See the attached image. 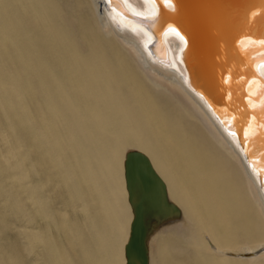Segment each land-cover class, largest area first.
Instances as JSON below:
<instances>
[{
  "label": "bare ground",
  "instance_id": "1",
  "mask_svg": "<svg viewBox=\"0 0 264 264\" xmlns=\"http://www.w3.org/2000/svg\"><path fill=\"white\" fill-rule=\"evenodd\" d=\"M260 41L261 0H0V264H264Z\"/></svg>",
  "mask_w": 264,
  "mask_h": 264
},
{
  "label": "rangeland",
  "instance_id": "2",
  "mask_svg": "<svg viewBox=\"0 0 264 264\" xmlns=\"http://www.w3.org/2000/svg\"><path fill=\"white\" fill-rule=\"evenodd\" d=\"M146 170H148L149 171V169H146ZM139 171V170H138ZM142 171H145V168H144V170H142ZM160 201V200H159ZM158 201V202H159ZM125 205V204H124ZM125 209H126V212H127V214H128V220H129V222H130V224H131V227H132V229H133V234H132V239L133 238H135V239H138V238H140L141 236H142V232H140L139 231V229H140V226H139V221H138V219H136L137 217H135V219L134 218H131V213L129 212V210H128V208H127V205H125ZM130 214V215H129ZM133 215V214H132ZM139 233H138V232ZM136 236V237H135ZM134 240V239H133ZM130 245V249H131V253L133 254V256H134V258H133V260L131 259V261H133V262H131V264H148L147 263V260L145 259L146 257H145V247L143 246L144 244H139V245H137V246H132V244H129ZM131 246H132V248H131ZM138 247V248H137ZM133 250V251H132ZM139 250V251H138ZM142 254V255H141ZM135 255H140V256H138V259H137V256H135ZM140 257V258H139ZM136 261H135V260ZM162 264H164V263H162Z\"/></svg>",
  "mask_w": 264,
  "mask_h": 264
},
{
  "label": "snow or ice",
  "instance_id": "3",
  "mask_svg": "<svg viewBox=\"0 0 264 264\" xmlns=\"http://www.w3.org/2000/svg\"><path fill=\"white\" fill-rule=\"evenodd\" d=\"M259 46H260L261 48H264V41H260V42H259ZM241 47H242V49H243L244 51H250V49L244 48L243 44L241 45ZM253 47H255V43L253 44ZM259 65H260V66H264V56L261 57V60H260V62H259ZM254 83H255V82H253V84H254ZM252 86H253V85H250V86H249V91H251V87H252ZM262 87H264V86H262ZM261 108L264 109V102L261 103Z\"/></svg>",
  "mask_w": 264,
  "mask_h": 264
},
{
  "label": "water",
  "instance_id": "4",
  "mask_svg": "<svg viewBox=\"0 0 264 264\" xmlns=\"http://www.w3.org/2000/svg\"><path fill=\"white\" fill-rule=\"evenodd\" d=\"M261 3H263V7H264V0H261ZM100 7H101V5H100ZM262 14H263V11H260L258 13H255V15L253 16L251 22H255ZM247 19H249V15L247 16ZM251 22H250V24H251ZM170 24H172V23H170ZM141 167L142 166H140L139 168L141 169ZM145 171H147V170L145 169Z\"/></svg>",
  "mask_w": 264,
  "mask_h": 264
}]
</instances>
